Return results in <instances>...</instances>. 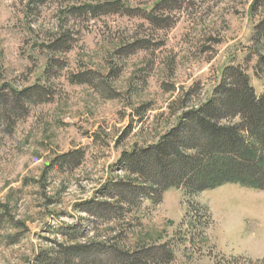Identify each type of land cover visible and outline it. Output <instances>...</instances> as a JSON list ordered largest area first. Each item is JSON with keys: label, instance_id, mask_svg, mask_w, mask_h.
Returning a JSON list of instances; mask_svg holds the SVG:
<instances>
[{"label": "rangeland", "instance_id": "1", "mask_svg": "<svg viewBox=\"0 0 264 264\" xmlns=\"http://www.w3.org/2000/svg\"><path fill=\"white\" fill-rule=\"evenodd\" d=\"M263 21L264 0H0V264H264V190L117 197L142 182L122 157L226 68L264 93Z\"/></svg>", "mask_w": 264, "mask_h": 264}, {"label": "trees", "instance_id": "2", "mask_svg": "<svg viewBox=\"0 0 264 264\" xmlns=\"http://www.w3.org/2000/svg\"><path fill=\"white\" fill-rule=\"evenodd\" d=\"M113 7L107 5L96 10ZM257 32L259 37L264 36V21ZM259 71L264 72L263 55L256 74ZM224 75L215 97L184 113L179 124L158 144L137 147L122 157L126 172L137 176L142 185L138 182L124 186L128 193L119 192L117 197L129 196L131 201L147 198L158 203L172 188L202 192L237 184L264 190V93L257 94L250 76L239 67L226 68ZM41 94L44 93L39 87H32L15 97ZM4 98L5 95H0V99ZM78 154H68L64 159ZM81 252L85 251L79 250L78 255ZM124 258L127 264H141L138 255L126 254Z\"/></svg>", "mask_w": 264, "mask_h": 264}]
</instances>
